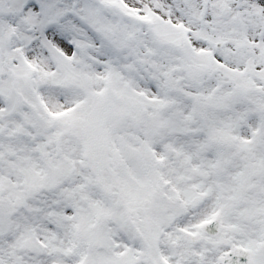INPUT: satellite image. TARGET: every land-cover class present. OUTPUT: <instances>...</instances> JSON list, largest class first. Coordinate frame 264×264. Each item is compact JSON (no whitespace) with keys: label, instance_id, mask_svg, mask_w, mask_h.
Instances as JSON below:
<instances>
[{"label":"snow or ice","instance_id":"snow-or-ice-1","mask_svg":"<svg viewBox=\"0 0 264 264\" xmlns=\"http://www.w3.org/2000/svg\"><path fill=\"white\" fill-rule=\"evenodd\" d=\"M0 264H264V0H0Z\"/></svg>","mask_w":264,"mask_h":264}]
</instances>
